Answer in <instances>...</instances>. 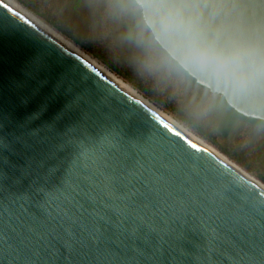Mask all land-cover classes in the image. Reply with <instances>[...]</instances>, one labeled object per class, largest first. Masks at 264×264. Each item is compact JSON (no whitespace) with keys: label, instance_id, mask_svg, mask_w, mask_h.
I'll return each instance as SVG.
<instances>
[{"label":"water","instance_id":"water-1","mask_svg":"<svg viewBox=\"0 0 264 264\" xmlns=\"http://www.w3.org/2000/svg\"><path fill=\"white\" fill-rule=\"evenodd\" d=\"M133 1L264 121V0ZM0 264H264V189L0 0Z\"/></svg>","mask_w":264,"mask_h":264},{"label":"rangeland","instance_id":"rangeland-1","mask_svg":"<svg viewBox=\"0 0 264 264\" xmlns=\"http://www.w3.org/2000/svg\"><path fill=\"white\" fill-rule=\"evenodd\" d=\"M264 188V124H227L223 97L159 49L133 0H15Z\"/></svg>","mask_w":264,"mask_h":264},{"label":"bare ground","instance_id":"bare-ground-1","mask_svg":"<svg viewBox=\"0 0 264 264\" xmlns=\"http://www.w3.org/2000/svg\"><path fill=\"white\" fill-rule=\"evenodd\" d=\"M8 6H10L12 9H14L16 12L24 16L26 19L37 25L39 28L47 32L49 35L57 39L59 42L64 44L66 47L71 49L73 52L78 54L80 57H82L84 60L89 62L91 65L96 67L100 72H102L106 77H108L112 82H114L117 86H119L121 89H123L125 92L133 96L135 99L143 103L145 106H147L149 109H151L153 112H155L157 115L162 117L164 120L178 128L181 132H183L186 136H188L193 141L197 142L201 146H203L205 149L212 152L214 155L219 157L223 162L227 163L231 167L235 168L237 171H239L241 174H243L234 164H232L229 160H227L225 157H223L219 152L215 151L213 148L209 147L205 142H203L200 138L195 136L193 133L189 132L187 129H185L182 125H180L178 122L173 120L171 117L167 116L157 108H155L153 105L148 103L140 94H138L135 90H133L129 85L124 83L121 79L117 78L114 74H112L107 68H105L103 65L99 64L96 60L91 58L89 55L81 51L77 46H75L73 43H71L69 40L64 38L61 34H59L57 31H55L53 28H51L49 25L45 24L43 21H41L39 18H37L34 14H32L29 10H27L25 7H23L21 4L16 2L15 0H1ZM245 177H247L245 174H243ZM249 180H251L249 177H247ZM255 184H257L255 181L251 180ZM259 187L264 189L261 185L257 184Z\"/></svg>","mask_w":264,"mask_h":264},{"label":"trees","instance_id":"trees-1","mask_svg":"<svg viewBox=\"0 0 264 264\" xmlns=\"http://www.w3.org/2000/svg\"><path fill=\"white\" fill-rule=\"evenodd\" d=\"M156 43V42H155ZM156 45H157V47L159 48V49H161L160 48V46L156 43ZM162 50V49H161ZM163 51V50H162ZM164 52V51H163ZM165 53V52H164ZM165 55L177 66V68L183 73V75L187 78V79H189L190 81H192L194 84H196V85H198L196 82H195V80L192 78V77H190L184 70H182L177 64H176V62H174L166 53H165ZM198 86H200V85H198ZM200 87H202V86H200ZM228 107V111H227V114H226V121H227V124H234L235 122H237V121H239V120H247V121H249V122H256V123H263L262 121H260V120H256V119H247V118H245V117H243L241 114H239V113H237L234 109H232V108H230L229 106H227Z\"/></svg>","mask_w":264,"mask_h":264},{"label":"flooded vegetation","instance_id":"flooded-vegetation-1","mask_svg":"<svg viewBox=\"0 0 264 264\" xmlns=\"http://www.w3.org/2000/svg\"><path fill=\"white\" fill-rule=\"evenodd\" d=\"M263 122V124H264V121H262Z\"/></svg>","mask_w":264,"mask_h":264}]
</instances>
